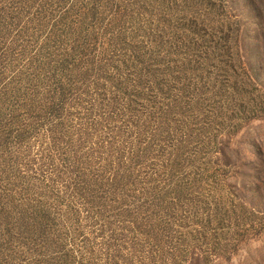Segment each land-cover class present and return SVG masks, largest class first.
Segmentation results:
<instances>
[{
	"label": "rangeland",
	"instance_id": "374dc122",
	"mask_svg": "<svg viewBox=\"0 0 264 264\" xmlns=\"http://www.w3.org/2000/svg\"><path fill=\"white\" fill-rule=\"evenodd\" d=\"M0 264H264V0H0Z\"/></svg>",
	"mask_w": 264,
	"mask_h": 264
},
{
	"label": "trees",
	"instance_id": "16d2710c",
	"mask_svg": "<svg viewBox=\"0 0 264 264\" xmlns=\"http://www.w3.org/2000/svg\"><path fill=\"white\" fill-rule=\"evenodd\" d=\"M82 185V184H81ZM80 184L79 185H77L75 188L76 189H78V188H80V187H82ZM33 225L34 226H37V225H39V223H33ZM54 226H57V223H43V225L41 226V229H44L45 231L44 232H42V233H40V234H42V235H44L45 233L47 234V233H51L52 232V228L54 227ZM51 235V234H50Z\"/></svg>",
	"mask_w": 264,
	"mask_h": 264
}]
</instances>
